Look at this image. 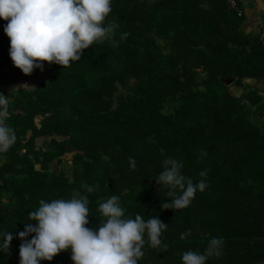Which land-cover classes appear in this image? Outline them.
<instances>
[{
    "label": "trees",
    "instance_id": "16d2710c",
    "mask_svg": "<svg viewBox=\"0 0 264 264\" xmlns=\"http://www.w3.org/2000/svg\"><path fill=\"white\" fill-rule=\"evenodd\" d=\"M238 10V0H112L110 38L68 67L45 62L27 76L0 20V94L16 133L0 153V231L14 236L0 264H19L17 234L40 200L79 195L89 199L88 227L104 219L99 204L111 195L125 218L168 225L155 248L145 236L138 264H182L184 251L203 252L214 237L222 254L206 264H264V133L253 122L264 116V91L236 97L223 83L264 80V45ZM169 157L207 184L175 211L161 209L171 197L154 181ZM40 264L73 262L65 251Z\"/></svg>",
    "mask_w": 264,
    "mask_h": 264
},
{
    "label": "clouds",
    "instance_id": "9594fccd",
    "mask_svg": "<svg viewBox=\"0 0 264 264\" xmlns=\"http://www.w3.org/2000/svg\"><path fill=\"white\" fill-rule=\"evenodd\" d=\"M111 2L0 0V20L7 21L4 33L10 41L9 57L13 65L27 76L34 69L43 71L45 62L65 68L80 60L84 50L114 34L117 25L104 23L111 12ZM21 87L32 90L29 85ZM7 97L0 94V153L6 152L16 141L14 129L6 123L9 115ZM129 165L135 168L134 158L129 157ZM182 167L180 161L169 157L163 161V170L154 179L156 185L169 189L171 199L161 202L162 210L186 208L196 192H203L207 187L205 179L193 183L182 173ZM199 175L206 178L207 171L202 170ZM85 187L88 193L94 190L91 186ZM88 205L87 195L40 200L38 208L29 212L28 222L23 223L24 230L17 234L21 241L19 264L52 261L58 253L65 251L70 253L73 264H138L144 255L145 236L149 245L155 248L161 244V235L168 227L158 215L145 219L137 213L134 218H125L117 195H111L99 204L104 219L95 228L88 227ZM189 234L190 231L181 233L180 238ZM13 238V231H0V253L10 251ZM222 246V238H211L203 252L184 251L182 264H206L209 258L222 254Z\"/></svg>",
    "mask_w": 264,
    "mask_h": 264
},
{
    "label": "crops",
    "instance_id": "0c3cea01",
    "mask_svg": "<svg viewBox=\"0 0 264 264\" xmlns=\"http://www.w3.org/2000/svg\"><path fill=\"white\" fill-rule=\"evenodd\" d=\"M242 15L245 21L247 32L251 31V25H258L264 30V0H238ZM229 91L233 96L239 97L245 90L253 89L259 92L264 91V80L244 79L241 86L229 85ZM253 122L259 126L264 133V116H256Z\"/></svg>",
    "mask_w": 264,
    "mask_h": 264
},
{
    "label": "built area",
    "instance_id": "2783aa9c",
    "mask_svg": "<svg viewBox=\"0 0 264 264\" xmlns=\"http://www.w3.org/2000/svg\"><path fill=\"white\" fill-rule=\"evenodd\" d=\"M228 4L231 6V7H235V0H227ZM237 15L239 17H241L242 15V12L241 10L237 11ZM251 30L256 33L261 41V43L264 45V30H261V28L258 26V25H252L251 26Z\"/></svg>",
    "mask_w": 264,
    "mask_h": 264
},
{
    "label": "rangeland",
    "instance_id": "374dc122",
    "mask_svg": "<svg viewBox=\"0 0 264 264\" xmlns=\"http://www.w3.org/2000/svg\"><path fill=\"white\" fill-rule=\"evenodd\" d=\"M252 26V25H251ZM4 89H7L6 87H3ZM9 90H11V89H7V91H9ZM63 164V163H62ZM62 164L60 165V164H58V163H54L52 166H53V168H54V170H59L60 169V167L62 166ZM63 165H65L67 168H68V166H69V164L68 163H64Z\"/></svg>",
    "mask_w": 264,
    "mask_h": 264
},
{
    "label": "water",
    "instance_id": "95a60500",
    "mask_svg": "<svg viewBox=\"0 0 264 264\" xmlns=\"http://www.w3.org/2000/svg\"><path fill=\"white\" fill-rule=\"evenodd\" d=\"M223 83H224L226 86H229L230 84L233 83V79H231V78H224V79H223Z\"/></svg>",
    "mask_w": 264,
    "mask_h": 264
}]
</instances>
